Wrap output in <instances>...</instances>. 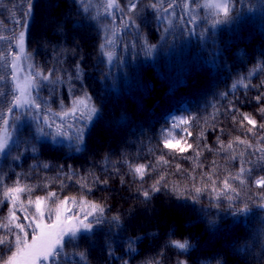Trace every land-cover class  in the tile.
<instances>
[{
    "label": "trees",
    "instance_id": "obj_1",
    "mask_svg": "<svg viewBox=\"0 0 264 264\" xmlns=\"http://www.w3.org/2000/svg\"><path fill=\"white\" fill-rule=\"evenodd\" d=\"M232 1L228 17L221 19L223 14L210 13L202 0H144L156 3L157 9L141 10L133 16L135 23L125 29L120 12L108 8L109 0H86L82 7L87 11H81L73 0H31L30 18L26 16L28 0H0V55L5 57L0 61L4 65L0 67V77H4L0 109L7 114L16 94L12 55L18 52L19 32L25 31V51L45 75L50 68H59L57 75L70 72L72 58L65 53L59 67L53 46L70 49L79 42L83 83L98 110L86 129L87 147L77 153L70 138L75 130L73 117L52 115L67 111L74 97L63 90L47 96L50 90L40 82L34 98L41 110L32 108L31 117L18 119L12 132L14 139L33 140L38 155L24 152L23 146L0 155V172L4 174L0 223L7 222L12 208L4 191L19 183L31 189L20 193L18 201L30 213L35 212V206L27 204L29 199L56 192L55 203L65 197L77 201L83 197L104 206L105 216L120 217L123 227L113 230L118 235L113 236L105 226L104 231L91 239L81 237L75 245L66 238L67 264H79L73 252H84L87 264H111L106 261L105 240L112 236L114 242L123 243L133 235L143 237L147 248L141 251L137 244L136 259L125 257L130 264L151 259L155 253L147 249H164L169 239L187 240L191 247L183 256L173 249L171 261L165 264H174L177 258L188 264H264V189L255 186V180L264 177V152L257 150L264 148V129L248 132L251 126L239 123L240 112L251 113L258 125L264 123V113L252 99L264 92V0ZM116 3L123 9L127 0ZM164 10L168 15L162 20L154 17V11L163 16ZM188 16L195 17L194 22L189 23ZM123 19L127 21V17ZM21 22L27 23L26 29ZM62 23L67 24L65 32L59 40L54 39L59 35L54 30ZM145 41L156 46L151 54H146ZM101 44L105 45L102 49ZM257 60L263 70L254 76L253 84L227 92L235 69H245ZM76 87V95H82L79 83ZM172 110L188 119L183 126L187 132L178 133L193 148L183 153L163 147L162 131H169L167 114ZM37 111L41 117L48 115L53 127L34 119ZM16 115L21 118L22 114ZM61 124L67 136L56 135L55 126ZM38 125L44 128L43 133H37ZM18 154L20 159H15ZM138 162L146 163L143 177L133 172ZM38 163L41 167H35ZM241 168L246 171L242 173ZM68 173L75 175L68 179ZM225 179L236 191L217 197L212 188L221 189ZM157 181L159 190L152 191ZM196 187L202 191L197 193ZM144 191L149 192V198L144 197ZM55 203L47 201L50 208ZM161 205L165 211L158 210ZM68 207L75 208L71 200ZM15 211L25 222V213L19 207ZM27 231L28 236L33 234ZM5 234L7 230L0 231ZM8 235L11 250L0 245L4 260L16 249L14 236Z\"/></svg>",
    "mask_w": 264,
    "mask_h": 264
},
{
    "label": "snow or ice",
    "instance_id": "obj_2",
    "mask_svg": "<svg viewBox=\"0 0 264 264\" xmlns=\"http://www.w3.org/2000/svg\"><path fill=\"white\" fill-rule=\"evenodd\" d=\"M78 8L81 11H87V9H83L82 5L86 2V0H73ZM192 3H195V0H192ZM232 0H215V2L206 3L205 6L209 8H215L217 11V15L221 16V19H226L231 10L230 5ZM172 4H169V9L172 8ZM115 7L121 14L122 26L126 29L130 24H134L135 21L133 16L138 14L143 9H157V4L148 2L145 3L144 0H127V3L123 9L116 3V0H109L108 8L111 9ZM32 9H31V0H28V12L26 13L27 17H31ZM153 15L156 19L162 20L164 17L168 15V10H164L163 16H156L155 11ZM123 17H127V21L123 19ZM71 17L69 16V20ZM184 19V17H181ZM195 17L188 16V22H194ZM219 21H214V23H218ZM20 26L24 29L27 28L26 22H21ZM75 26V25H74ZM67 24H58L55 28V32L59 35L54 37V39L59 40L60 37L64 34L65 28ZM69 42L73 43V38L69 37ZM104 44L99 45L102 49L104 48ZM15 47L18 48V52H14L12 55V68L17 69L19 67L18 61L22 58L24 60H28L31 57L25 52V31L19 32V37L17 40V44ZM59 47V52L56 51V48ZM156 46L154 44H147L145 41L146 54H151V51ZM80 48L79 42H75L72 48H65L58 45L53 46V54L56 57V64L59 67L63 66V61L61 60V56L67 53L72 58V63L70 65L71 71H64L63 75H57L56 73L59 71V68H50L48 69V74H42L41 72L35 71L34 77H26L25 83L21 86L19 83L15 86V93L13 99L11 101V107H8L7 114L4 113L3 109H0V155H8L13 149L20 150L23 146L24 152H30L34 154V156L38 155L39 149L33 140L29 139H14L12 131L10 129L15 130L16 124L15 121L19 119V116L16 115L17 112L22 115H30L31 109L35 108L37 110H41V104L37 102L36 98L32 96L33 91L40 87V82H45V86H47L50 90L51 94L59 92L63 90L64 93L71 94L74 98L71 101V107L67 109V111H61L60 113H52L53 116H62V117H73L75 121V130L72 132L70 138H73L75 145V152H80L82 149L87 147L85 134L86 129L89 128V123L93 121L94 117L97 115V108L92 104V96L86 91V86L83 83V69L81 67L82 62H84L83 56H81L77 49ZM109 60L111 59L112 53L108 54ZM5 57L0 55V61H3ZM4 65L0 64V67ZM32 68L31 65L28 66ZM4 77H0V81H2ZM18 74L13 73V80H18ZM11 83V82H10ZM79 83V91L82 95H76L77 87L76 84ZM249 85H245L248 87ZM236 85H233L235 89ZM255 87V86H254ZM255 103L259 106L258 111L260 113H264V92L259 93L258 95L252 98ZM60 104L63 106V100L60 101ZM48 112H51V109H47ZM236 111H239L238 109ZM10 117V118H9ZM34 119L37 121H42L47 127H53V124L49 123L50 117L45 115L41 117L39 115V111L34 116ZM173 128H179L181 125L187 124L188 119L181 118L179 122H176V118H173ZM233 120H237L236 116H233ZM250 125L248 127V132H253L257 127L260 129H264V123H260L258 125L257 120L251 113L240 112L239 113V123L243 127L245 125ZM57 131L56 135H65L67 136V132H62L61 129L64 127L63 124L55 126ZM69 128H72L73 125H69ZM37 133H43L44 128L38 125L36 129ZM183 131L187 132V129ZM162 135L164 136L163 147L167 149H174L181 153L185 152L187 149L193 148L191 143H187L185 137L181 136L179 139H170V133H165L162 131ZM190 135V133H188ZM239 140V137H237ZM241 143L247 144V141H241ZM259 143V141H258ZM231 147V144L228 145ZM249 147H252L249 145ZM260 152H264V148L257 149ZM15 159H20V155L18 154ZM161 159H163L161 157ZM264 159V157H262ZM35 167H41L38 163ZM43 168H48L47 164L42 165ZM246 169L241 168V172H245ZM136 174H139L140 177L145 175V166L139 165L134 169ZM68 179H71L72 175L75 173L65 174ZM163 179V178H161ZM4 182V174L0 172V188H3ZM97 182L99 183V178H97ZM107 181H104L106 183ZM159 181H157L156 185L152 186V191H158ZM255 186L260 189H264V177H260L255 180ZM31 189L27 186H20L19 183L14 187H8L4 191V196L12 201V208L9 209L8 215L6 217V223H0V231L7 230L8 234H11L15 238V246L16 251L12 253L6 260L3 257H0V260H3V264H18V258L24 256V264H62V261L67 264V255L64 251V243L67 238L68 242L72 244H76L77 241L81 237H85L91 239L96 235L98 231L102 232L105 230V226L109 233L113 236L118 235L115 233L114 229H121L123 227L120 217L118 215L113 216H105V208L104 206L88 201L83 197L77 201L74 197H65L63 200H59L58 203H55V199L57 198L56 192H48L46 196H37L35 200L29 199L27 201L28 205L35 206V212L30 213L28 207L25 206L24 203H19L20 199L19 194L22 192H30ZM195 191L200 193L202 189L200 187H196ZM212 191L216 193L217 197H219L223 193L227 192H235L236 190L229 183L228 179H225L223 182V187L221 189H217L215 187L212 188ZM145 198H149V192L144 191L143 193ZM229 199L233 197L229 196ZM53 200L55 203L54 208L47 207V201ZM196 197H193L195 200ZM69 200L72 201V204L75 208L68 207ZM19 207V210L25 213L23 220L25 222H21V217L16 215L15 209ZM45 209L49 214V219H51V214L55 213V220L51 224L44 223L45 217ZM242 211V210H241ZM31 230L33 233L31 243L28 242L27 236L28 231ZM18 230V231H14ZM0 235V245L9 246V251L11 250V241L9 240V235ZM22 234V235H21ZM137 244L140 245L141 251H144L147 246L144 242L143 237L139 236H128L123 243L114 242L112 236H110L104 242V249L106 251V261H110L111 264H130V260L125 257H131V260L136 259V255L133 253L136 252ZM23 246V247H21ZM191 247L190 243L187 240L183 242L180 240H172L169 239L164 249L157 251L154 248L147 249L155 253L151 257V259H146L143 264H165L166 261H171V257L169 253L175 249L177 256H183L187 254V250ZM119 253V254H117ZM139 253H137L138 255ZM73 256H78L79 264H87V258L84 252H73ZM174 264H188L186 259H175ZM217 264H220L217 261Z\"/></svg>",
    "mask_w": 264,
    "mask_h": 264
},
{
    "label": "rangeland",
    "instance_id": "obj_3",
    "mask_svg": "<svg viewBox=\"0 0 264 264\" xmlns=\"http://www.w3.org/2000/svg\"><path fill=\"white\" fill-rule=\"evenodd\" d=\"M210 2H215V0H202L201 5H205L206 3H210ZM230 8L231 9L233 8V1H232L231 5H230ZM206 9H208L210 13L213 12V13H215L217 15V11H216L215 8L206 7ZM18 64H19V67L17 68V71L14 69V72L16 71V73L18 74V77H19V79L17 80L18 83L21 86H23L24 83H25V78L26 77H30V76L34 77L33 69H35V71H38V70L34 66L35 64L33 63V61L32 60L30 61V59L24 60L22 58L20 61H18ZM29 65H31L32 68H29L28 67ZM262 70H263V64H262V62H260V60H257L255 62V64L250 65V66H248L245 69H244V67L243 68L237 67L235 69L234 75H232L231 78H230V84H229V88H228V91L227 92L233 93L237 89H246V88L250 87L253 84V78H254V76H256L258 73H260ZM233 85H236L235 89L233 88ZM245 85H249V86L248 87H245ZM35 93H36V91H33V93H32V96L33 97H34ZM49 93L50 92H47L46 95L49 96ZM24 116H26V115H21V118H19L20 121L23 120V119H25ZM27 116L29 118L31 117V115H27ZM173 118H176V122L178 123L179 122V119L184 118V115L182 113H180V112H177L176 110H172V111H170L167 114L168 129H169L168 133H170L169 138L170 139H173V142H174L175 139H179L180 138L178 132H180V131L183 132V126L184 125H181L179 128H173V122H174ZM16 122H17V120L15 121V123ZM10 131L14 132L13 129H10ZM139 165H144L145 166V169H146V163L138 162V163H136V164L133 165V172H134L135 167L136 166H139ZM135 175H138L139 176V174H136V173H135ZM47 207H49L48 204H47ZM157 208H158L159 211H165V209H166V207H164L162 205L161 206H157ZM150 209H154L155 210L156 207H151ZM52 214H54V215L51 216V219H49V214L47 212V209H45L44 223L51 224V223L54 222V220H55V213L53 212ZM32 236H33V234L31 236H28L27 237V240H28L29 243H31V241H32ZM21 247H23V246H21ZM15 251H16V249H15ZM22 258H23V256H21V257L18 258V264H24L23 261L20 262L22 260Z\"/></svg>",
    "mask_w": 264,
    "mask_h": 264
}]
</instances>
